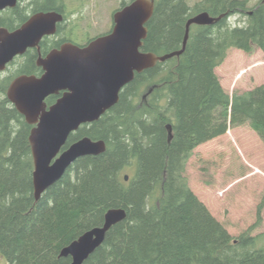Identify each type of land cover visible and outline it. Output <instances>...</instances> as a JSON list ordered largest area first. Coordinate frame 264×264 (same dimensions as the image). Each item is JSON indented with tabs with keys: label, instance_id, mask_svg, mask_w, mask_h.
Listing matches in <instances>:
<instances>
[{
	"label": "trees",
	"instance_id": "16d2710c",
	"mask_svg": "<svg viewBox=\"0 0 264 264\" xmlns=\"http://www.w3.org/2000/svg\"><path fill=\"white\" fill-rule=\"evenodd\" d=\"M154 1L142 51L159 56L182 49L189 18H223L193 25L181 56L136 74L116 106L72 134L67 146L90 137L107 150L77 160L39 201L33 126L0 89V255L7 264H70L61 251L103 225L111 208L126 209L127 219L84 264H264V233L253 236L252 226L234 238L186 176L194 149L230 127L248 125L264 142V85L231 96L216 74L232 48L264 53V0L254 7L252 0ZM234 15L247 19L233 27Z\"/></svg>",
	"mask_w": 264,
	"mask_h": 264
},
{
	"label": "water",
	"instance_id": "95a60500",
	"mask_svg": "<svg viewBox=\"0 0 264 264\" xmlns=\"http://www.w3.org/2000/svg\"><path fill=\"white\" fill-rule=\"evenodd\" d=\"M17 0H0V10L14 6ZM155 12L154 0H134L115 17L111 34L98 38L85 48L68 44L40 61L42 77L22 76L9 88L7 97L16 110L33 126L30 145L34 161L33 186L37 201L75 164L86 156L106 152L104 140L83 137L68 145L72 134L83 125L99 121L120 101L122 90L132 83L136 74L181 56L187 47L193 25L212 26L223 17L214 18L203 12L188 19L182 49L157 55L142 52L148 37L147 24ZM52 15H38L16 33L0 30V70L29 46H35L54 23L47 25ZM63 92L51 106L46 100ZM169 140L172 125L166 126ZM129 181V176H125ZM123 208H111L101 226L94 227L65 247L61 258H71L70 264H84L99 249L108 232L127 219Z\"/></svg>",
	"mask_w": 264,
	"mask_h": 264
},
{
	"label": "rangeland",
	"instance_id": "374dc122",
	"mask_svg": "<svg viewBox=\"0 0 264 264\" xmlns=\"http://www.w3.org/2000/svg\"><path fill=\"white\" fill-rule=\"evenodd\" d=\"M186 1L194 6L202 0ZM260 1L252 0L251 7ZM68 4L76 6L75 0H68ZM118 7L119 0H110L95 14L89 11L81 27L89 31L94 28L92 35L98 33L96 27L107 31L110 13ZM246 19L234 15L228 21L235 27L242 26ZM216 74L231 96L253 90L264 85V53L257 50L247 54L232 48ZM186 176L192 191L234 238L252 226L253 236L264 233V142L250 126L230 127L226 134L196 147L188 160ZM0 264H7L1 255Z\"/></svg>",
	"mask_w": 264,
	"mask_h": 264
},
{
	"label": "flooded vegetation",
	"instance_id": "af4514ba",
	"mask_svg": "<svg viewBox=\"0 0 264 264\" xmlns=\"http://www.w3.org/2000/svg\"><path fill=\"white\" fill-rule=\"evenodd\" d=\"M91 2L93 5L90 7ZM109 2L110 0H75L76 6L73 7L68 4V0H17L14 6L0 10V30L9 34L18 32L34 17L42 14L53 16V18H49L47 25L50 26L52 22L54 23L51 34L44 35L38 44L29 46L24 53L16 55L3 70H0L2 97L10 102L7 97L8 90L18 78L22 76L42 77L44 70L40 66V61L46 59L53 52L61 51L68 44L85 48L94 40L111 34L115 26V15L131 2L119 0V7L110 13V27L107 31H99L96 27L98 33L92 35L91 30L94 28L89 31V29L81 27L82 20L89 16V11L95 14L98 10L104 9ZM63 94L61 92L59 95H55L56 99L53 104ZM143 99L146 100L145 97Z\"/></svg>",
	"mask_w": 264,
	"mask_h": 264
}]
</instances>
